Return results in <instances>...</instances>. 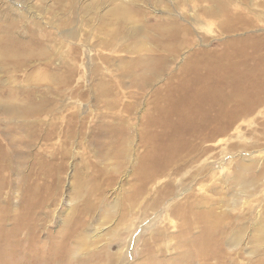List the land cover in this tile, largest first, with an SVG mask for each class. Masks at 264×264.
<instances>
[{"label": "rangeland", "instance_id": "374dc122", "mask_svg": "<svg viewBox=\"0 0 264 264\" xmlns=\"http://www.w3.org/2000/svg\"><path fill=\"white\" fill-rule=\"evenodd\" d=\"M209 11L219 14L207 15ZM0 37L12 38L22 47L17 55L10 53L19 67L12 62L0 66V100L24 108L30 98L37 106L43 103L45 110L32 122L37 121L36 132L52 135L31 137L18 129L31 119L11 121L0 113V143L12 145V140L23 153H30L29 159L26 154L19 159L26 162V171L43 148L58 152L56 165H64L58 172L55 167L60 193L40 211L43 239L60 231L65 222L77 225L83 219L88 246L76 254L79 258L92 253L98 257L93 264H144L150 256L164 262L183 253L177 237L182 223L170 208L187 205L189 199L199 204L197 212L212 201L209 207L217 215L229 217V231L245 219L244 225L251 228L264 216V0H0ZM208 62L230 63L225 83L216 81L215 74L213 80L203 79L199 65ZM223 84L231 93L220 91ZM251 84L254 90L247 91ZM239 94L244 106L258 95L262 103L259 100L216 139L188 134L193 117H201L210 101L231 98L228 104L235 109L242 101ZM158 101L164 113L156 111ZM162 113L163 126L154 128L162 137L150 141L149 123ZM206 126L202 134L215 128L208 119ZM190 142L200 152L184 153L181 158L187 161L178 171L158 178L132 209L126 207L127 214L119 202L134 184L146 145L179 147ZM99 145H123L126 158L101 163ZM61 151L68 158H60ZM102 169L117 178L110 187L99 173ZM92 176L99 189L93 196L94 209L78 216L75 211L88 196L77 192L76 181L92 182ZM165 181L175 185L174 195L152 206ZM102 194L107 199L104 210L97 204ZM18 196L13 198L16 205ZM123 213L127 215L121 218ZM247 232L243 243L225 246L222 258L209 264L233 259L230 264H256L252 233ZM263 250L264 245L262 257Z\"/></svg>", "mask_w": 264, "mask_h": 264}, {"label": "bare ground", "instance_id": "6f19581e", "mask_svg": "<svg viewBox=\"0 0 264 264\" xmlns=\"http://www.w3.org/2000/svg\"><path fill=\"white\" fill-rule=\"evenodd\" d=\"M213 1L215 2L216 0ZM224 13L225 12L223 11V14ZM6 30L9 31L10 29L8 28ZM15 41L16 40L12 38L0 37L1 67L3 64L6 65L7 63L11 62L16 68L19 67V62L17 60L11 61V54L17 55L15 53H19L22 48L20 44H16ZM260 78L261 76H259L257 79L260 80ZM250 79H252V77ZM258 84L255 85V89L259 86ZM251 85L252 86L246 87L247 91L254 90L253 84ZM255 94L252 93V97H254ZM240 97H242V94L237 95L238 99H240ZM259 97L260 96L258 95L257 98H253L245 106V100L240 99L242 101H240L241 103L238 104V108H233L234 111L231 118L211 117L210 120L215 122L216 126L209 134H202V132H198L196 130L195 125L196 127L198 126V120L197 117H193V128L188 134H192L194 138L199 139H216L217 136L226 133L230 126L232 128L242 117L247 116V114H249L252 109L259 105V100L260 103H262V99ZM29 103L30 105L24 108L14 104H7L0 100V113L8 117L11 121L16 120L17 118L31 119V121H27L25 123L23 121L20 123V127L18 129L25 130L31 137H37V133H40V136H44L45 139H51V134H41L42 131L36 132L37 123L34 122L37 121L34 120V122H32V119L37 118L40 113L45 110V106L43 103L39 106L35 105L31 98ZM160 103L158 101V104L156 105V111L162 110L164 113ZM163 113L161 114V117L154 119V121H156L154 124L149 123V127L153 129V131H150V141H158V139H161L162 137V133H157V131L154 132V128H156L157 124H161V126H163ZM11 144L12 145H3L0 143V264H60L59 262L61 261H63L65 264L67 262L68 264H93L96 262L98 257L91 255V250H88V253L91 254L85 258H79L81 256H76L77 253L86 251L85 248L88 246L86 242L87 236H85L83 233V230L86 229L83 228L86 227L83 219L81 221H76L78 222L77 225L72 224V222H65L61 226L60 231L56 232L55 234L49 232L45 234L44 239L40 234V231L42 232V228L38 223L42 219L40 211L47 204H49L52 199H55L61 191V187L59 185L60 180L57 183L56 177L54 176L55 167H57L56 172L60 171L61 168L64 167L63 164H59L60 167L56 165L58 152L55 150L48 151L49 149L43 148L44 150H39L35 154L33 153L34 161L30 164V166H28L26 171L24 170L26 162L19 160L26 153H23L20 150L19 145H14L15 143L12 140ZM194 145L195 144L192 142L184 143L179 147H176V145H146L148 152L142 156L140 162L135 168V173L133 176L134 184L126 190V193H124L123 201L119 202L122 205H125L124 211L129 214L130 211L128 210L132 209L133 206L137 204V201L147 194L149 186L156 182L158 178L164 176L167 172H175L174 170L178 171V168L187 161L186 159L181 158L182 155H185L184 153L188 155L196 153L197 151L200 152L199 147ZM26 146H28L29 149L32 147V145ZM120 146L123 145H99L100 150L97 153V159L101 163H103V161L105 162L107 159H112L118 163L120 159L126 158V150H122ZM28 154L30 153H27L25 158H28ZM60 158H68V153L62 152ZM248 169L250 168L248 167ZM116 170L119 171L117 168ZM116 170H114V172ZM99 173H102L105 176V184L107 187H110L116 182L117 178L115 176L113 177L112 175L109 176V174L107 175L104 169L99 171ZM248 175L245 177H248ZM15 176L19 177L18 181L13 180L14 178L11 179V177ZM78 179L79 180L76 181L79 185H77V192L79 194L85 192L88 197L83 203V207L81 209L78 207L76 211H74L78 216H84L83 214H86L88 211H93V196L99 191V189L97 184L94 183L97 180L96 176H92V182L87 183L82 182L80 180L81 178ZM242 179H244L242 181L245 182L246 178ZM248 180L249 181H246L250 182L251 179L248 177ZM166 183L167 182L165 181V185L162 183L163 187L161 184L160 189H157V196L156 198L154 197L155 199L152 203V206L162 204L166 198L174 195L175 185L173 183ZM245 184L247 185V183ZM6 189H10L11 192L9 191L7 193ZM121 190L124 191L123 186ZM16 193L19 195V203L17 201V205L13 201ZM4 195L8 196V198L4 199ZM193 195L194 194L191 196ZM191 196L189 197L191 198ZM104 197L105 196L102 194V197L97 203L102 209L107 205V199ZM186 200V202L189 200L191 201V199ZM192 201L193 203H191ZM192 201L190 203L188 202L187 205H184V202L183 204H179L176 207L173 205L174 208L172 210L169 207L173 215L176 216L182 223L180 224L181 228L179 234H177V237L180 240V251L183 253H181V255H176L171 260L167 259L164 262L159 261L154 256L146 257L144 264H194L196 260L199 261V259L203 262V264H209L208 261L212 260L213 258H222L224 253L223 249L225 246H233V244L239 245L246 233H248L247 231L252 233L250 234L252 238H250V241H252V244H254L253 254L257 256L258 260V262L256 261V264H264V257L260 255L262 246L264 245V216L257 219V221L255 219V222L250 225L252 226L251 228H247L249 225L248 223L246 224L247 226L244 225V223L247 221L243 218L244 221L241 220L236 224L235 227L231 228V231H229L227 225L229 223V217L224 214L222 216L217 215L213 211L215 209L209 207V204L212 201L209 203L207 201L203 203L205 209L198 210V212L197 208L199 207V204L194 202V200ZM126 207H130V209L126 210ZM127 214L124 215L123 213L120 217L122 218ZM106 217L109 220L111 218V214ZM62 229L63 231L61 232ZM195 229L198 230L196 233ZM44 232L45 231L42 233ZM233 260L231 262H233ZM221 262H224V264L228 263L225 261Z\"/></svg>", "mask_w": 264, "mask_h": 264}, {"label": "crops", "instance_id": "0c3cea01", "mask_svg": "<svg viewBox=\"0 0 264 264\" xmlns=\"http://www.w3.org/2000/svg\"><path fill=\"white\" fill-rule=\"evenodd\" d=\"M218 5V4H217ZM224 11V10H223ZM207 15H216L219 13H215L214 11H209L208 13H206ZM225 17V14H223ZM230 63L227 62H216L215 65H213L212 62H208L207 64H204L202 66V64L199 65V68H203V79H207V76L209 78V80H213L212 76H215V80L221 84V83H225L227 80V66H229ZM231 68V66H230ZM213 70H215V72H213ZM232 70V69H231ZM231 73H229V77L228 79L231 80ZM209 85L212 86L211 81L209 82ZM222 86V85H221ZM194 89V87L192 88ZM194 91V90H193ZM209 91L211 92V89H209ZM220 91H222V93L225 95L227 93H231V89L230 88H226L225 84H223L222 88H220ZM228 101L231 102V98L229 100H227L225 97L223 99H216L215 103L213 104L212 101H210V104L207 108H204L203 111L205 112L201 117L199 116L197 120V124L198 126L195 128L198 132H202L205 131L207 128L206 124H207V119L213 123V127L216 126L215 122H212L210 120L211 117H217V118H231L233 115V109L230 105V103L228 104ZM206 112H209V116L207 115ZM213 114V115H212ZM203 119V120H202ZM231 129V126L229 127V130ZM212 128H210L208 133H204V134H209L212 132ZM228 132V130L226 131V133ZM224 133V134H226Z\"/></svg>", "mask_w": 264, "mask_h": 264}]
</instances>
